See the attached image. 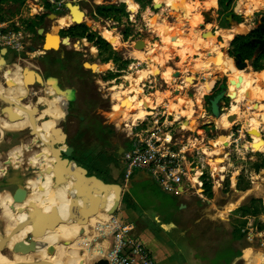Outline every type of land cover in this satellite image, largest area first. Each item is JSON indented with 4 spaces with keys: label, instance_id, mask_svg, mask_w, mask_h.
<instances>
[{
    "label": "rangeland",
    "instance_id": "1",
    "mask_svg": "<svg viewBox=\"0 0 264 264\" xmlns=\"http://www.w3.org/2000/svg\"><path fill=\"white\" fill-rule=\"evenodd\" d=\"M127 1L128 0H68L66 4L67 10L59 15L56 14L59 13L56 12V5L51 3L53 9L47 7V3H50L49 0H8L0 3V26L5 27L1 28L0 32L3 33V35H8L11 32L19 33L22 30H25L32 36L34 42L32 48L34 49L39 45L43 46V42L45 41L44 36L41 37L39 34H36V29L38 31L45 30V35L52 32L56 33L58 37H60L62 43V40L69 38L67 34L73 26L75 28L72 30L79 29L82 35L85 32L83 27H85L86 24H91V27H88L89 33L95 34L97 37L101 36V38L111 46L110 50L104 52L99 50L95 44L84 39L83 43L85 46L83 45L82 47H79L76 45L75 47L74 43L77 44V39H74L70 45L67 43L66 46L60 45L59 50L56 52L44 53L42 48L39 49L38 51L43 53H41V58H36L35 61H31V58L27 54L29 53L32 55L31 47L30 49L21 52L10 50L11 57L8 60V65L10 66L3 74H1V79H8V74L14 76L15 83L13 86L15 89L12 90L10 86L5 91L8 92L9 96L11 95V97L18 99L19 96L17 93L21 84L20 79H18L20 78L18 73L25 70V67H22V65L26 66L27 70L35 69L36 67L39 69L37 62L39 61L44 64V61L47 58L64 57L68 59L77 54L80 55V61H83V63H86L87 65L97 63V65L110 66L112 69L102 73L98 72L95 67L92 69L93 72L84 69L82 70V73H86L85 77L89 81V87L101 91V97L93 99V112H105V123L112 133L111 142L119 141L120 145L122 141L126 140L128 132V129L125 126V124L129 122L128 117L125 114H122L121 110L118 109L121 104H124V98L122 95L125 94L127 90L132 89L126 85L127 78L137 72H149L154 68L151 66L160 65L163 69L164 67L170 69L168 71H171V74L165 72L166 69L161 73L162 77L168 82L167 86L161 88L160 85H157L152 88L154 85H147L146 88H143L145 83L142 84L140 99L142 93L145 92L146 96L153 94V97L157 102L155 104L156 108L153 109L154 112L151 114V117L149 116V122L153 123L154 120H159L160 123H163L167 116H172V119H176V116L179 117L182 115L179 117V121L184 120V118L187 119V121L184 120L185 127H190L195 131L197 127L201 125L203 126L201 128V130L205 132L202 134L204 136L203 138L211 144L214 150L221 148L222 146L224 149L231 147L230 150L226 152L223 149L225 152L224 156H226V169L224 173L216 171L213 166L208 168L206 172L207 175L205 176V180L209 181L211 184L213 196H205L207 200L204 202L199 197L192 195L191 202L183 211L179 212L181 213L180 218L187 229L188 235L191 238L193 237V241L197 244V255L212 259L216 254L218 247L219 250H221L223 244H225V246L231 244L232 248L235 249V254L241 255V260L236 259L235 264H247L250 259L251 261L248 264H255L259 260L264 264V212L254 217L244 215L241 211V209L248 205L252 206L253 201H257L258 206L261 203L264 206V151L261 152L254 150V147L253 145L251 146V144L256 142L254 139L256 134H250L251 130L260 133L261 136L257 135V137H259L264 144V72L258 73L260 75L259 79L260 82H262V87L261 92L258 91V95L254 98L255 106L252 107L248 105L250 96H245L241 102L242 104H239L240 107L237 111L238 116L234 118L233 121L230 120V117L228 120L231 124L227 128H223L218 123V120L213 121L210 105H208L211 98L208 99L207 95H209L213 86L207 90L208 94L204 98L202 110L197 111V105L193 104L192 100L195 92L192 84H194L196 75L199 72L197 67L192 68L190 66L196 62V58H201L200 61H202L207 56H210V53L216 55L217 52L221 58H225L227 64L226 66L219 68L220 71L217 70V66L220 64H216L217 66H215V69H212L211 71L210 69L205 71L207 72V78L211 82L219 80L220 87H218V89H228V97L231 98V101L226 99V102H223L222 104V109L223 114L230 115L234 106L237 105L235 102L236 85L231 83L233 80L229 77V73H223V70L229 71V65H233L235 70L238 69L236 68L234 59L229 57L228 51L230 50L231 41L235 37L247 35L248 33H251V31L259 29V27L264 24V0H250L248 4V0H232V5L229 11L222 10L218 0H216V6H214V0L210 5L211 8H200L198 12H195L192 15L187 13L184 14V12L187 11V7H180L179 5H176V7L181 10L180 12L170 10V7H173L174 5L155 9V0H134L139 6V10L136 14H133L129 10ZM203 1L204 0H177V2H180L181 4L185 3L187 5L189 2H192L194 3L192 6H198ZM103 5L123 6L128 13V17L124 18L120 24L98 19L95 16L96 8ZM255 5H261L259 6L261 8L255 9ZM205 14H209L212 20L207 21ZM54 16H57V18ZM33 24L36 25L35 29L32 28ZM159 24H163L164 28L168 27L167 30L172 31L176 36L181 34L179 41L175 44L166 46L164 39V34L166 32L164 31L165 29L162 30V26ZM239 25L246 26L248 31L246 33L235 34L232 40L225 42L218 34L221 29L232 31ZM99 28L103 30V33L100 32ZM172 29H175V31ZM176 32L179 34L177 35ZM125 33L127 35H125ZM213 38H216V41ZM210 40L215 42L213 44V49L208 45V41ZM137 41H144L147 47L153 48V53L147 56L150 52L147 51L148 49H136L135 46ZM133 43H135V45H133ZM211 49L216 52H213ZM132 51L143 52V57L141 59L139 58V60H133L132 57L135 56H131ZM223 54H225V56ZM164 59H169V63L167 65L165 64L166 66L159 63V60L162 62L165 61ZM21 68L24 69L22 70ZM175 71L181 73L179 78L174 75ZM238 71L244 74L255 73L251 66L245 71ZM5 73L6 75H4ZM154 73L158 78L157 81H159L158 75L160 74V69H155ZM219 73L221 74L219 75ZM188 74L192 76H187L188 78H186L184 82L182 79ZM50 77L54 78L53 73H50ZM32 81L33 79L29 81L30 84H28V87L32 85ZM186 83L189 85L187 90H185ZM174 84H177L178 86L176 87ZM76 88L81 92H85L83 86L74 82L70 85H64L61 91L74 94L73 92H76ZM159 90L161 91L159 92ZM116 93L120 94L118 102L113 99V94ZM145 99L146 98H144V100ZM140 103L141 102H139L136 107L141 106ZM198 105H201V103ZM256 105L261 106L262 109ZM102 107H104V109H102ZM14 116L15 112H13L11 118ZM96 118H98L97 125L101 130V120L99 117ZM18 119L23 122L25 121L21 116ZM197 119H199V123ZM207 119L208 123L206 124L205 121ZM256 119L260 121L257 130L254 129V123L257 121ZM44 126L45 125H41L43 129L45 128ZM50 126L53 127L52 124H50ZM93 127L96 129L95 126ZM99 129L97 128V130ZM194 131L193 134H195ZM247 134L251 135L253 140ZM47 138L49 140L53 139L52 136L48 137V135ZM60 141L61 143H64V141ZM94 142L95 139L93 138L92 144H94ZM29 144L30 143H27V140H24L18 146L23 150H27ZM108 146L109 154L112 155L110 153L111 144L109 143ZM2 148V145H0V151ZM12 149L13 147L7 148L5 153ZM100 152L101 148L99 147L96 153L98 158ZM211 154L210 159L212 157ZM110 155L106 159H101V167H104V164L106 165L109 160L113 159ZM114 155L116 156V154ZM45 157H47V154L43 153L40 156L41 159L37 158V160H32L27 153L20 157V162L17 160L18 162L13 169L21 170L25 175L24 177H27L28 172L25 168L30 165L34 166V169L39 168L40 163ZM19 163H21V165ZM8 164L6 157L4 159L0 158V177H2V174L4 173L3 168L7 167ZM225 165L223 164V166ZM44 172L46 171H43L42 175H45ZM219 173L220 176L222 175L221 177L219 176ZM212 175H214L213 179L211 178ZM39 179H34L33 181ZM43 179H46V177ZM125 180L124 177L122 182L124 183ZM40 181H42V179H40ZM38 183L41 184V182ZM3 190L4 189H0V192ZM33 190H35V188H33ZM33 190H29L31 191L29 195L35 197L36 200L41 202L46 208L50 207L53 203L59 208L60 204L57 205V199L52 198L51 202L45 204L41 196L42 189H38L39 191ZM8 195L9 193L6 192L0 196V212H8V216L5 215V217H9V220L5 221L8 225L7 227H10V229H18V226L21 223L16 222L17 218L14 216L16 213L14 214V212H11V205L14 202L10 200V205L4 203V198L8 197ZM164 197L166 198V201L170 202V204H174L175 198L173 196L166 195ZM65 224V222L59 221L58 218L55 219L51 224L55 234L59 229L64 227ZM87 226L90 227H88V231L85 233V235H87L85 237V248H73L75 250L78 249V251L80 250L82 255L84 252H87V257L85 258L87 262L86 264H94L101 259H105L108 252L106 250L107 245H103L107 244L105 243L106 241H111L112 244V238L108 236L107 232H99L98 225L95 227V225H90L88 223ZM5 227L2 219H0V228L2 231ZM139 230L140 229L137 228L135 233L139 232ZM135 233H132L133 237H135ZM241 235H246V238L243 240L235 239V237L239 238ZM7 239L10 238L8 237ZM233 239L236 241L234 242ZM40 243L43 248L47 246L45 241ZM79 248L81 247L79 246ZM100 248L102 253L99 251ZM226 254L233 255V251H227ZM88 256L90 257L88 258ZM74 257L75 256H72L71 264H76L80 258Z\"/></svg>",
    "mask_w": 264,
    "mask_h": 264
},
{
    "label": "crops",
    "instance_id": "2",
    "mask_svg": "<svg viewBox=\"0 0 264 264\" xmlns=\"http://www.w3.org/2000/svg\"><path fill=\"white\" fill-rule=\"evenodd\" d=\"M170 10H174L175 12L181 11L176 6L170 7ZM220 31L226 30L221 29ZM176 33L179 34L178 32ZM220 37L222 38V36ZM43 43L45 44V41ZM133 45H135V43H133ZM135 52L136 51H132L131 56H135ZM223 55L225 56V54ZM132 59L139 60L136 57H132ZM195 61L196 62L194 64L190 65L192 68H196L197 65L200 63L199 58H196ZM151 67L154 68L153 70L149 71H152L150 79L143 85V88H146L147 85H154L152 86V88L156 87L157 85H160L161 88L163 86H167V80L161 75V73L164 72V69L161 68L160 65ZM155 69H160V74L158 75L159 81H157L158 78L154 75ZM198 72L199 73L196 75V80L194 84H192L193 90L195 92L192 101L193 104L197 105L198 107V110H196L200 111L202 110L204 98L208 94L207 90H209V87L213 84V87L209 92V94H212L215 92L216 89H218V87H220V85L219 80L211 82L207 78V72L204 69H198ZM177 73L180 72L175 71L174 75L176 76ZM220 74L221 73H219V75ZM185 76L182 79L184 82L186 78L191 77L192 75L188 74ZM20 81L22 82L23 80L20 79ZM127 83L129 82L127 81ZM175 86L177 87L178 85L176 84ZM188 87L189 85L187 84L185 90H187ZM160 91L161 90H159V92ZM144 93L145 92L142 93L140 100H144V98L153 96V94H150V96H145ZM152 99L156 101L154 97H152ZM200 103L201 105H198ZM15 111L16 109H14V112ZM6 119V117L3 118L4 121ZM184 120L187 121V119L185 118ZM184 120H182L181 123L185 124ZM197 121L199 123V119H197ZM205 122L207 124L208 119ZM1 124L2 123L0 121V128L2 127ZM97 124L98 123L94 124L96 129L94 128L95 131H93V138L95 139V142L93 144V157L89 158V160L88 158L86 159L83 153L79 151L78 157H70V159H68L70 160L68 161L69 164L66 165H64L62 161H54L53 163L52 159L49 157L45 166L41 170H34V166L32 165L31 167L28 166L29 179L27 183L32 180V176H35L36 173L40 172L42 174L43 171H46L44 172L45 175H43L44 177H46V179H42V181H40V179L37 181H32L29 187L32 190L33 188H35V190L37 191L42 189L41 196L45 204L51 202L53 198L51 195L53 188H48V185L46 184L47 181L50 179V174H48L47 169H49V166L53 163L52 167H55L57 170H59L62 181L59 186L61 187L63 200L61 199L59 208L64 210L62 214L66 217H63V215L60 213L61 218H69L72 212V216L75 220L81 219L80 221H88L90 225L93 224L96 226L98 224V219L92 216L95 211H98V213L95 214L110 217L114 216L119 218L123 222L131 223L134 225L135 231L137 230V228L140 229L139 232L135 233L134 231L135 238H137L140 242L145 245V247L149 250L157 264H227V256L228 258L231 257V260L228 264H235L236 259L241 260V255L235 254V249L232 248L231 244H228V246H225V244H223L221 250H219L218 247L216 254L212 259L197 255V244H195V242L193 241V237L191 238L188 235L187 229L185 228V225L180 218L181 213H179L183 211L191 202V194L177 196L175 194L173 195L172 193H167L163 191V189L155 183L152 177L144 171H137L133 174L130 180H125L124 183L122 182L123 178L125 177L124 166L122 164V156L124 152L129 148L127 138L126 140L122 141L120 145L119 141L110 142V153L112 154L110 155V157H112L113 159L109 160L106 165L104 164V167H101L100 165L102 161L100 160V158H98V156H96V153L100 147V143L97 141L99 131L97 130V128L99 129V126ZM202 127L203 126L201 125L197 127L199 129H195V131H197L200 135L205 133L203 130H201ZM247 135L253 140L251 135ZM37 144H34L32 147H34L35 145V147H38ZM58 145L62 149H67L69 147L67 143H61V141H58ZM32 147L30 146L27 150H23L18 146L15 147L14 152L11 151V153L16 156H24L27 153H32ZM114 154H116V156ZM17 162L18 161L16 159L13 160V158L8 161V163H10V169L12 168L11 171L15 172L13 168L15 167V164ZM34 171L36 173H34ZM18 174L21 177V171H18ZM1 180L2 177H0V181ZM38 182H41V184H39ZM30 189H28V187L25 189L27 195L25 201H27L29 197V194L31 192L29 191ZM16 194L17 192H15V194L13 195ZM76 194H78L77 197ZM166 195H171L175 198L174 204H170L169 201H166V198L164 197ZM16 211L19 212V214L14 213V216L17 218L16 222H19L17 220L22 217L23 212H20V209ZM11 212H13V210ZM49 213H51V211L45 212L41 208L29 206L27 210L26 219L31 223V226H27L26 228L32 227V229H34L37 227L36 230L41 232L42 238L47 232L48 223L44 221V219L41 220L40 218L43 217L41 215H47ZM5 215L8 216V212H0V219H2L4 227H7L8 225L5 221L9 220V217L7 218L5 217ZM65 227L59 229L58 232H60ZM58 232L56 234H58ZM0 237H2L4 240L0 241V248L7 249V237L4 233V230L2 231L1 228ZM39 239L40 238H35L34 236L32 237V241H35L39 246H42V244L38 241ZM235 241L236 240H234V242ZM105 243L107 244H104L103 246L107 245L106 250L108 252L111 248V241H106ZM24 247L25 244H23L21 248ZM15 248L16 247H14V249ZM11 251L12 250H10L9 252ZM227 251H233V255L226 254ZM250 261L251 259L247 262V264Z\"/></svg>",
    "mask_w": 264,
    "mask_h": 264
},
{
    "label": "bare ground",
    "instance_id": "3",
    "mask_svg": "<svg viewBox=\"0 0 264 264\" xmlns=\"http://www.w3.org/2000/svg\"><path fill=\"white\" fill-rule=\"evenodd\" d=\"M155 1H156L155 2L156 3V7L160 8V9L163 6L170 7V6H173V5L174 6H176V5L178 6L179 5L180 7H187V11L184 12V14L187 13L189 15H192L195 12H198L200 10V8H211L210 5H211V3L214 0H204L198 6H192L194 4L192 2H189L190 4L187 2L188 5L185 4V3L181 4L180 2H177V0H155ZM180 1H185V0H180ZM248 2H250V0H248ZM127 5L129 7V10L133 14H136L138 12L139 6L134 2V0H128L127 1ZM214 6H216V0L214 1ZM259 6H261V5H256L255 6L256 9H260L261 7H259ZM196 7H197V10H196ZM186 16H188V15H186ZM159 25L162 26L161 27L162 30L165 29L164 31L166 33L164 34V39H165V45L166 46L172 45V44L176 43L177 41H179L181 34L180 35L177 34L178 36H176L172 31L167 30L168 27L164 28L163 24H159ZM97 30H98V28H97ZM99 30H100V32L103 31L100 28H99ZM172 30L175 31V29H172ZM247 31H248V28L246 26L239 25L232 31H219L218 34L220 36H222V38L226 42V41L232 40L233 37L235 36V34L246 33ZM46 39H47V41H46V49L47 50L50 47H51L50 49H55V50L59 49L60 44H61V39H60V37H58V35L56 33L52 32V33L47 34L46 35ZM213 39L216 41V38H213ZM214 43L215 42H213V40L208 41V45L211 46L212 49H213V44ZM77 46H79V45H77ZM145 49H148L147 51H150L147 54V56L153 53V48L146 46ZM212 51L216 52L214 50H212ZM134 54H135V57L137 59H139V58L141 59L143 57V52H141V51L135 52ZM165 57H166V55H165ZM168 61H169V59H167L165 61H162L163 62L162 63L159 60V63L163 64V66H166L169 63ZM157 64H158V62H157ZM216 64L217 65L220 64V65L217 66ZM226 64H227V62L224 61V59L221 58V56L217 52H216V55H214L213 53H210V56H207L205 59L200 61V63L197 65V70L198 69H204V70L207 71V69H210V71H211L212 69H215V66H217V70H219V68H221L223 66H226ZM94 67L100 73L112 69V68H110V66H107V65L103 66V65H100V64L97 65V63L96 64L93 63V64H90V65H87V68L93 69ZM2 68L3 67L0 65V71L2 70ZM21 69L23 70L24 68H21ZM164 69H166V67H164ZM168 70H170V69H166L165 72L171 74V71H168ZM151 73H152V71L151 72H148V71H146V72H137L134 75H131V76H129L127 78V81H129V83H130L129 87H131L132 89L131 90H127V92L122 95L123 98H124V104H121V106H119L118 109L121 110L122 114H125L128 117L129 122H127V121L126 122L129 125H131L133 122L137 123L138 121L146 120V118L149 115H151V113L148 112V109L156 107L155 104L157 102L152 99L153 96H151L149 98H146L145 100H140V93H141V89H142V84L146 83L150 79ZM223 73H229V77H231V79L233 80L231 83H234L236 85L235 86V89H236L235 100L236 101L235 100L234 101L236 102L237 105L234 106V109H233V111H232V113L230 115L223 114V116L218 120V123L223 128H227L231 124L228 119L231 117L230 120L233 121V119L238 116L237 111H238V109L240 107L239 104L243 101L245 96L248 97V94H249L250 95V97H249L250 100L248 101V105H250L252 107L255 106L254 98H256L255 96L258 95V93H259L258 91L261 92L262 82H260V79H259L260 75L258 73L244 74V73L239 72L238 70H235L233 65H229V71L223 70ZM4 75H6V73ZM18 75L20 76V78H18V79H22L23 80L21 82V84H20V89H19V91L17 93L19 98L16 99L14 97H11V95L9 96L8 92L5 91L6 89H4L3 86H0V97H2L6 102H10L13 105H15V107L13 109L5 110L4 111L5 113L13 115L14 109H17V111H16L17 114H15V117H20V115H21V116L26 118V121H24V123H22L21 126H11L12 118L9 119L10 121H8L7 119L4 121L3 118H1L0 121L2 123L1 124L2 127L0 128V131H1L2 135H4L6 132H8V133H17L19 131L22 132L23 129L31 127L32 129H34V132L36 134L34 136V137H36L35 138V142L36 143L39 142V141H44L45 143L52 142L51 141L52 139L49 140L47 138V135H48V137L52 136L53 139H58V138H56L57 137L56 133L52 130V126H50L48 124L49 122H51L52 125L54 126L57 120L64 119V117H65L64 108H63V106H61V102H62L61 101L62 99L60 97L61 93L56 89V85H55L56 83H54V81H50L49 82L50 87L47 88V90H46L47 93H49L53 97V99H52L53 101H49L48 99H43V98L39 99L38 105H44V106H46V109L42 112L41 115H39V117L37 119H35L34 118V113H36V111H37L36 110V108H37L36 105H32V104H30V105H27V104L26 105H22L21 104V100L26 98L28 96V94H29V88H30V87H28V84H30L29 81H31V79H33V80L35 79L36 80V77H35V75H32L31 73H27L25 70L22 71V72H19ZM8 76H9L8 77V85H9V87L11 86L10 88L12 90H14L15 88H14L13 85L15 83V77L12 76V75H9V74H8ZM212 86H213V84L209 87V89ZM130 94H132L133 97ZM4 95L7 96L8 98H4ZM113 95H114L113 99L116 102H118V98L120 97V94L116 93V94H113ZM228 95H229V91H228ZM64 96H65V98H69L68 94H65ZM139 102H141L140 103L141 106L136 107V105H138ZM256 106H258V105H256ZM258 107L261 108V106H258ZM181 116H179V117H181ZM47 117H49L51 119H54L56 121H53V120L47 121L45 126H44L45 128L43 129L41 127L40 122H43L44 119L47 118ZM179 117L176 116V119L173 118L172 121L173 122L179 121V119H180ZM259 125H260V121H258V120L255 121L254 129L257 130V127ZM250 134H253V135L256 134V136H254V139L256 140V142L254 144H251V146L253 145L255 151L263 152L264 151V144L261 142L260 138L257 137V135L261 136V134L256 132V131H252V130L250 131ZM35 146L32 147V149H31L32 153H28L30 159L37 160V158H40V156L43 153L47 154V157H45L44 160L40 163L39 168L34 169V170H41L45 166V164L48 161L49 157L52 159V161L54 163L55 159L52 158V157L56 156L54 150L52 151L50 149H47V148H44V147H40L38 144H37V146L39 148L35 147ZM223 149H224L223 146L221 148L215 149L214 152L211 154L212 157L210 159L211 165L213 167H215V170L220 172V173H224V171L226 169V165H225L226 156H224V154H225L224 151L225 150L223 151ZM11 151L12 150H9V152L3 153V154L6 155V158L8 159V161H10L13 158V160L16 159V160H19V162H20V157L21 156H16L13 153H11ZM21 163H19V164L21 165ZM26 163H28V162H26ZM53 163H52V165L49 166V169H48V174H50V179L48 180L47 185H48V188H53V191H52V194H51L53 199H57V200H59V199L61 200L62 199L63 200L61 187L58 186V185H57V187L55 186V184H54V175H53V173H51V170H50L52 168V166H53ZM223 164L225 166H223ZM11 169L7 170L2 175V180L4 179L5 183L7 185H11V186L15 185V184H20V185H22L23 190H18V192L16 194V197L8 189L7 190H3L2 192H0V196L3 193L8 192L9 193L8 197L4 198L5 199L4 203L6 205H10V203H11L10 200L12 199L14 204L21 205V206H23L26 209L25 213H23L22 217H20V219L22 221H24L26 219V217H27V210H28L29 206L41 208L45 212L51 211L54 207H57L53 203L52 205H50V207L46 208L41 202L36 200L35 197H31L30 195H29L27 201H25V198L27 196L26 195V190L24 192L25 188H24V185H23L24 181H25V178H22V177L19 176L18 171H20V170H15V172L12 171V173H10L9 171H11ZM34 173H36V172L34 171ZM220 173H219V176H220ZM35 176L36 177L34 179H39V178L43 179L44 178V176L40 172L36 173ZM34 179L30 180L27 183L28 185L26 184L28 189H29V187L31 185V182ZM11 209L13 210V203L11 205ZM58 209H59V212L62 214V212L64 210L60 209V208H58ZM95 213H98V211L97 212L95 211ZM95 213L93 214L92 217H96L98 219V224H97L98 225V229L104 228L106 226L108 217H110V216H104V215L101 216L100 214H95ZM63 217H66V216L63 215ZM80 220L77 219V220L74 221V223H71V224L66 223L65 224L66 227L64 226L65 228H63L60 232H58V234H55L53 228L50 229V230L47 229V236L44 237V238H40L38 240L39 243L45 241V244L47 246L45 248H43V250L38 252V253H32V252L15 253V254L11 255V257H10V256H6V255L2 254L1 251H0V264H37V263H39V261H41L42 264H71L72 256H75L74 258L80 257L76 264H86L87 262H86L85 258L87 257V252L86 253L84 252V254L82 255L80 253V250L78 251V249L85 248V241H86L85 237L87 235H85V234L82 235L81 231L86 233L88 231V227H90V226H87L88 225V221L85 222V221H80ZM30 230H31V227H28V228L22 227V229H20V230L19 229H10V227H5L4 228V233H5L6 237L8 238V236H12V238H13V239H7V249L9 251L10 250L13 251V249L15 247V244L20 242V241H23L25 236L28 234V232H30ZM79 246L81 248H79ZM73 247H77L78 249L75 250ZM47 248H51V249L47 250ZM17 251H18V248H17ZM99 251H100V249H99ZM101 253H102V251H101ZM89 257L90 256H88V258ZM255 264H262V261L259 260Z\"/></svg>",
    "mask_w": 264,
    "mask_h": 264
},
{
    "label": "built area",
    "instance_id": "4",
    "mask_svg": "<svg viewBox=\"0 0 264 264\" xmlns=\"http://www.w3.org/2000/svg\"><path fill=\"white\" fill-rule=\"evenodd\" d=\"M49 2L56 5V12H59L67 0ZM33 43L32 36L25 30L8 35L0 32V50L21 52L31 47L32 55L27 54L31 59H36L42 56L43 52L38 51L42 46L34 49ZM148 111L154 112L151 108ZM149 116L144 121L125 124L129 143L122 156L125 179L130 180L136 171H144L167 193L177 196L191 194L206 201L204 178L208 168L212 167L210 154L214 148L197 131L185 127L181 121L173 122L172 116H167L163 123L159 120L150 123ZM230 148L224 149L225 152ZM98 230L107 232L112 238L111 248L105 257L109 264H157L145 245L132 236L135 231L133 224L111 216L106 226Z\"/></svg>",
    "mask_w": 264,
    "mask_h": 264
},
{
    "label": "flooded vegetation",
    "instance_id": "5",
    "mask_svg": "<svg viewBox=\"0 0 264 264\" xmlns=\"http://www.w3.org/2000/svg\"><path fill=\"white\" fill-rule=\"evenodd\" d=\"M65 1L66 0H62ZM60 1V2H62ZM68 2V0H67ZM63 6V10L59 11V13H64L67 8L66 4ZM248 4V3H247ZM256 9V7H255ZM86 27V26H85ZM73 28H75L73 26ZM72 28V29H73ZM88 29V27H86ZM70 29L67 40V44L70 45L74 39H77L76 42L80 43L79 47H82L84 45L83 40L86 39L85 37H81V31L79 29L72 30ZM87 40V39H86ZM76 43H74L75 45ZM62 46H66L65 44ZM80 55L75 54L71 58H47L43 63L37 62L39 69L36 67L34 70L39 73L42 83L33 80L32 85L30 86L29 94L26 98L21 100L22 105H36V113H34V118L37 119L39 115L42 114V112L46 109V106L44 105H38L39 99H48L49 101H53V97L47 93V88L50 87L49 82L50 79H55L56 85L59 87V89H63L64 85H70L73 82L77 83L78 85L83 86V89L85 88V92H81L79 89L76 88V92H73L72 98H65L64 96L60 95L61 100V106L64 108L65 117L64 119L60 120H54L58 122L56 125V128L59 130L57 137L60 140H63L65 143L68 144V146L73 150L72 157L77 158L78 152H82L85 158L89 160V158L93 157V129L94 124L97 123L96 117L100 118L101 122V130L98 131L97 141L100 144L101 152L99 154V158L106 159L109 157V151H108V144L111 142L112 133L107 124L105 123V112H93V99H98L101 97L100 93L101 91L93 87H89L88 80L86 79V73H82V70L87 69L90 72H93L91 68H87V64L83 63V61H80ZM11 57L10 50H8V55L5 57V61L7 62V67L5 69H2L0 71V86H3L4 89H8V79H1V74H3L10 65H8V60ZM86 57V56H85ZM41 58V57H39ZM38 59V58H37ZM36 60V59H31ZM23 61H29V60H23ZM25 67L26 66H23ZM50 73H53V77H50ZM7 81V82H6ZM225 90L222 89L221 92ZM219 92L218 94H220ZM83 93V96H82ZM217 94V95H218ZM216 95V96H217ZM2 96V95H1ZM4 98H8L4 95ZM212 99V98H211ZM67 108H66V105ZM223 102H226L224 100ZM223 104V103H222ZM40 106V107H39ZM15 105H13L10 102H6L2 97H0V119L6 117L8 121L11 119L10 114L5 113L4 111L7 109H13ZM222 107V105H221ZM104 109V107H102ZM4 115V116H3ZM47 121H51V118L47 117L44 119L43 122H40L41 125H45ZM49 125L52 124L51 122L48 123ZM55 126V125H54ZM52 127V130L55 132V127ZM56 133V132H55ZM36 134L34 132V129H29L26 132H17V133H8L6 132L4 135H2L0 131V145H2V150L0 153H5L7 151V148L16 147L20 145L24 140H27V143L31 142L32 140H35L36 137H34ZM5 142V143H4ZM4 143V144H3ZM28 172L27 177H24L25 175L21 171V177L25 178V184L24 188L26 189V183L29 179V167L25 168ZM34 176H32L33 178ZM31 178V177H30ZM10 192L15 194L17 192V187L15 185H12L11 187L7 188ZM12 200V199H11ZM60 199L58 200L57 205L60 204ZM16 206V207H15ZM20 209V212L25 213L26 209L23 208L21 205H16L13 203V212L16 214H19L16 210ZM19 217V216H18ZM20 223L21 220L18 219ZM10 239H13L12 236H8Z\"/></svg>",
    "mask_w": 264,
    "mask_h": 264
},
{
    "label": "water",
    "instance_id": "6",
    "mask_svg": "<svg viewBox=\"0 0 264 264\" xmlns=\"http://www.w3.org/2000/svg\"><path fill=\"white\" fill-rule=\"evenodd\" d=\"M155 9H160L158 7L155 6ZM57 18V16H54ZM205 17L207 18V21H211L212 18L209 14H205ZM232 18V16H231ZM233 19V18H232ZM91 24H86L87 27H91L90 26ZM259 29H261L264 33V24L261 25L259 27ZM38 34L39 36H44L45 37V44L44 46L42 47V50L45 52V53H49V52H56L58 51L59 49L55 50V49H46V35H45V30H40L38 31ZM250 33H248L247 35H243V36H248ZM67 40L69 39H64L62 40V43L61 45L68 43ZM255 43H257L260 47V50L264 51V40L262 41H259V40H256ZM80 43L78 42L77 44H75V47L76 45H79ZM146 46V43L144 41H137L136 43V46L135 48L136 49H143L145 48ZM8 55V49H2L0 50V65L3 67L2 69H5L7 67V62L5 61V57ZM235 63H236V68L240 71H245L249 68V65L245 64V63H242L241 61L237 60V59H234ZM25 71H27L28 73H31L32 75H35L36 77V80L40 83H42V79L39 75L38 72H36L35 70L33 69H30V70H27V68H25ZM181 76L180 73H177L176 74V77L179 78ZM51 81H54V83H56L55 79H50ZM56 85V84H55ZM127 87H129V83L126 84ZM56 89L61 93L62 96H64L65 94H68V97L72 98L73 97V94L71 92H62L59 87L56 85ZM250 95L248 94V97ZM65 97V96H64ZM231 100L230 97H228V89H225L223 90L220 94H218L217 96H215L214 98L210 99L209 100V105H210V109H211V115H212V119L213 121H217L219 120L222 116H223V109L221 107L222 103L224 100ZM63 101V100H62ZM65 105H66V102H65ZM66 108H67V105H66ZM58 122L55 123V132L56 134L58 135V132L59 130L56 128V125H57ZM58 138V137H56ZM58 141H60V139H52V142H47L45 143L44 141H39L38 142V145L40 147H44V148H47V149H50V150H54L56 156L52 157L53 159H55V162H59V161H62V163L64 165L66 164H69L68 159H70V157L72 158V154H73V150L68 147L67 149H62L59 147L58 145ZM63 141V140H62ZM54 142H57V143H54ZM61 149V150H60ZM63 159V160H61ZM51 173H53L54 175V184L55 186L57 187V185L59 186L60 183L62 182L61 181V177H60V173H59V170H57L55 167H52L51 169ZM10 173H12V171H9ZM47 172H48V169H47ZM36 177V176H34ZM33 177V178H34ZM32 178V179H33ZM0 189H7L9 187H11V185H7L5 183V180H1L0 182ZM15 186L17 187V192L18 190H23L22 188V185L20 184H15ZM24 192H25V189H24ZM78 194H76V197H77ZM16 197V195H14ZM71 216L67 219H63L61 218V214L59 212V209L57 207H54L52 210H51V213L47 214V215H41L43 217H41L40 219H44V221H46L48 223L47 225V229H52L53 226H51L52 222L55 220V219H59V221H62V222H65V223H68V224H71V223H74L75 219L73 218L72 216V212L70 214ZM64 220H67V221H64ZM23 223H21L19 226H18V229H22V227H27V226H31V223L25 219L24 221H22ZM36 227V226H34ZM36 228L32 229V231H30L24 238L23 241H20L18 243L15 244V249H13V251L9 252L8 249H3V248H0V251L2 254L4 255H7V256H10L15 254V253H27V252H32V253H38L40 251L43 250V246H39L35 241H32V237L34 236L35 238H41V232L37 231ZM81 234L83 235L84 232L81 231ZM30 240V241H29ZM0 241H4L2 237H0ZM28 242V243H27ZM25 244V247L24 248H21L22 245ZM17 247H18V251H17ZM50 250L51 248H47V250ZM13 253V254H12ZM37 264H42V263H37ZM94 264H109L108 263V260L107 259H101L99 260L98 262L94 263Z\"/></svg>",
    "mask_w": 264,
    "mask_h": 264
},
{
    "label": "trees",
    "instance_id": "7",
    "mask_svg": "<svg viewBox=\"0 0 264 264\" xmlns=\"http://www.w3.org/2000/svg\"><path fill=\"white\" fill-rule=\"evenodd\" d=\"M8 0H0V3L6 2ZM62 0H54L55 3H59ZM219 5L222 10L229 11L231 5H232V0H218ZM247 3H249L247 1ZM53 5L51 3H47V7L53 9ZM256 6V5H255ZM57 15L61 14L56 13ZM95 16L98 19H102L105 21L113 22V23H122L123 19L128 17V13L124 9V7H119L117 5H109V6H98L95 11ZM36 25L33 24L32 28L35 29ZM85 29V32L81 35V37H85L88 42L95 44L96 47H98L99 50L101 51H108L111 49V46L104 41L101 37H97L95 34L89 33V30L86 27H83ZM36 34L38 35V30L36 29ZM125 35H127L125 33ZM256 40L262 41L264 40V33L261 29H256L252 31L248 36H238L236 37L230 46V50L228 51L229 57L231 59H237L241 61L242 63H245L249 66H252L255 72H264V51L260 50V47L257 43H255ZM219 92H221L220 88L216 89L214 93L207 95V98H214ZM209 105V103H208ZM17 111V109H16ZM15 111V114L17 112ZM21 116V115H20ZM25 121L26 118L21 116ZM19 117H13L12 118V123L11 126H21L23 121L18 119ZM29 128L23 129L22 132H26L25 130H29ZM29 147L33 146L34 144H37L35 140H32L29 142ZM18 147V146H16ZM15 147L12 149V152H14ZM6 157L5 154L0 153V158L4 159ZM10 169V163L8 164L7 167L3 168L4 173ZM43 169V168H42ZM3 173V174H4ZM2 174V175H3ZM205 180V178H204ZM204 193L205 196L207 197H212L213 196V189L209 181H204ZM24 208V207H23ZM241 211L244 213V215L247 216H258L262 212H264V206L262 203L258 206L257 201H253L252 206H246ZM32 231V227H31ZM46 237V234L42 237ZM246 238V235H241L238 240H243ZM237 240V241H238ZM228 246V245H227ZM231 257L228 258L227 256V264L230 262Z\"/></svg>",
    "mask_w": 264,
    "mask_h": 264
}]
</instances>
